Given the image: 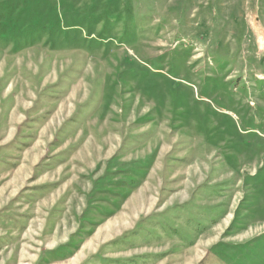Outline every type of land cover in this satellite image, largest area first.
<instances>
[{
    "label": "rangeland",
    "instance_id": "1",
    "mask_svg": "<svg viewBox=\"0 0 264 264\" xmlns=\"http://www.w3.org/2000/svg\"><path fill=\"white\" fill-rule=\"evenodd\" d=\"M0 10L7 116L24 121L40 96L76 126L41 177L46 200L16 194L27 168L21 182L0 168V207L16 194L0 209V264H264V0Z\"/></svg>",
    "mask_w": 264,
    "mask_h": 264
},
{
    "label": "crops",
    "instance_id": "2",
    "mask_svg": "<svg viewBox=\"0 0 264 264\" xmlns=\"http://www.w3.org/2000/svg\"><path fill=\"white\" fill-rule=\"evenodd\" d=\"M9 35L10 34L0 35V44L2 45H0V48L9 45L10 41H13ZM11 48L12 45H9L6 49ZM2 77L3 73L0 75V80ZM45 99V97L41 98L40 96H36V101L42 102V105L39 106L37 104L35 106L34 103L31 102V109L27 108V110H25V115L27 116L23 114L24 112L22 110H19L21 116L25 118L24 121H17L15 119L16 115L7 116V113L10 114L13 110L16 113L17 106L11 105V107L9 104H6V109L4 110L0 105V113H6V115H4V119L6 120H2L5 122L2 123L0 121V168L2 170H6L8 167L14 168L15 171L13 176H17L20 182L24 176L23 171L21 170L27 168L28 174L25 176V180L26 183H28V188L23 190L22 188L26 187L24 186L17 191L16 194L18 195L22 192L25 195V198L33 203L43 199L46 200L50 196L48 195L50 189L55 185H52V182H43L44 180H42L41 177L44 176L46 172H49L50 169H54L56 163L55 160L59 161L62 157L63 159H61V161H66L63 154L57 155V157L53 158L57 151L55 148H60V146L64 144L63 141L67 134L62 136V133H67L66 130L72 128V126L76 127L75 123L65 124L66 121L72 120V118L68 119V117H65L63 120L59 121V114H50L48 112L49 110L46 108L50 102L46 103ZM15 101L16 100H14V103ZM1 102L2 101L0 100V104ZM9 103L12 104L11 101ZM17 118L19 117L17 116ZM8 134H10V136H8ZM24 146H27V148ZM50 151H53V153ZM123 167V171L129 170L130 168H126V166ZM108 174L110 173H107L106 175L108 176ZM0 180L2 181V179ZM11 183H13V180ZM97 190L98 187L96 186L95 191L93 189V193H96ZM89 192L85 193V196L88 202H92V199L95 196L93 193L89 194ZM15 197L13 194L11 197L5 199L0 209L4 208ZM43 203L44 202H42L41 205H43ZM59 206L60 204L56 203L52 206V209L58 210L60 209ZM81 216L82 215H80V217Z\"/></svg>",
    "mask_w": 264,
    "mask_h": 264
},
{
    "label": "trees",
    "instance_id": "3",
    "mask_svg": "<svg viewBox=\"0 0 264 264\" xmlns=\"http://www.w3.org/2000/svg\"><path fill=\"white\" fill-rule=\"evenodd\" d=\"M0 11H2V10H0ZM8 28H11V27L6 26V24H4V23L2 24V18H1V14H0V35L10 34L9 31H7ZM18 28L19 27H16V30H18Z\"/></svg>",
    "mask_w": 264,
    "mask_h": 264
},
{
    "label": "bare ground",
    "instance_id": "4",
    "mask_svg": "<svg viewBox=\"0 0 264 264\" xmlns=\"http://www.w3.org/2000/svg\"><path fill=\"white\" fill-rule=\"evenodd\" d=\"M125 220V219H124ZM107 231V230H106Z\"/></svg>",
    "mask_w": 264,
    "mask_h": 264
}]
</instances>
